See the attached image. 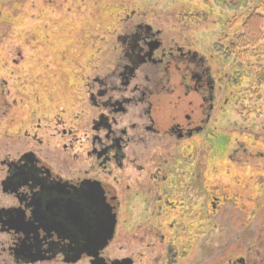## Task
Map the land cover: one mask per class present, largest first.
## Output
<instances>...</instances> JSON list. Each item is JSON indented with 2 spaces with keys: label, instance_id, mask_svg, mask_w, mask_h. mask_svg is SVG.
<instances>
[{
  "label": "flooded vegetation",
  "instance_id": "flooded-vegetation-1",
  "mask_svg": "<svg viewBox=\"0 0 264 264\" xmlns=\"http://www.w3.org/2000/svg\"><path fill=\"white\" fill-rule=\"evenodd\" d=\"M100 3L51 53L0 10V264H264V135L218 129L264 87V35L207 48L186 15Z\"/></svg>",
  "mask_w": 264,
  "mask_h": 264
},
{
  "label": "rangeland",
  "instance_id": "rangeland-1",
  "mask_svg": "<svg viewBox=\"0 0 264 264\" xmlns=\"http://www.w3.org/2000/svg\"><path fill=\"white\" fill-rule=\"evenodd\" d=\"M0 0V10L5 11V14L10 18V36L13 42L21 39L24 36L33 35L37 41L46 42L51 49V53L59 45H61L63 38L68 34L67 31L74 28L79 29V25H70L67 28L66 21H77L76 15H68L64 10L69 4L86 6L89 5L90 0ZM123 6L128 5L130 8L135 9L138 13H145L154 15L156 17L167 18V20L183 19L182 15L188 16L191 20V28L189 36L193 42L202 47H209L212 42H215L220 37H225L233 33L232 22L234 20H245L256 11L258 16L263 18L264 23V0H257L255 4H246L244 7L241 5L220 6L219 2L205 3V0H118ZM113 0H102L101 6H110ZM118 3V4H119ZM257 3H260L261 8ZM9 4L8 10L6 8ZM99 4V3H98ZM62 5V6H61ZM60 7V8H59ZM56 9V13L54 10ZM84 9V7L82 8ZM7 10V11H6ZM58 10V11H57ZM67 11V10H66ZM117 10H110L102 15V20H113L117 14ZM65 17H64V16ZM182 17H181V16ZM80 16V15H79ZM68 17V18H67ZM89 18V16H88ZM80 19V17H78ZM40 22V26H39ZM231 22V24H230ZM57 23V24H56ZM61 27V28H60ZM64 27V28H62ZM66 27V28H65ZM61 29L63 32H60ZM5 48L0 45V50ZM253 58L251 62H253ZM15 76V75H14ZM16 76L25 78L23 73H18ZM3 78L5 79L4 75ZM28 78V77H27ZM253 86V85H252ZM254 90V88H253ZM249 93V97L245 99V103L241 100L237 105L235 98L229 99L225 111L219 115L218 129L226 131L227 134H232V140H240L248 143L252 141V136H256L255 141H261L260 138L264 135V87L259 90ZM20 101L19 95L14 94L11 100ZM1 100V98H0ZM10 100V101H11ZM247 100L249 102H247ZM245 107V108H244ZM14 118L16 121L20 117V109L18 105L14 108ZM0 125H3V120H0ZM3 131V130H2ZM0 131V135L1 132ZM250 134L248 136L244 134ZM253 136V137H254ZM3 141H0L2 144ZM249 147V146H246ZM258 159V158H257ZM211 160H209V163ZM219 227V225H218ZM219 228H224L220 225Z\"/></svg>",
  "mask_w": 264,
  "mask_h": 264
},
{
  "label": "trees",
  "instance_id": "trees-1",
  "mask_svg": "<svg viewBox=\"0 0 264 264\" xmlns=\"http://www.w3.org/2000/svg\"><path fill=\"white\" fill-rule=\"evenodd\" d=\"M219 2L218 5L220 6H229L232 5H243L244 7L246 4H255L257 0H205V3L209 4V2ZM257 5L260 6V3H257ZM235 22H232L233 28V34L235 39L237 40V44L240 45V48H244L249 46L251 49V55L256 56L258 54L259 49H255L259 43L263 39L264 35V23L263 18L261 16H258L256 14V11H254L252 14L249 15V17L245 20H234ZM231 24V22H230ZM232 48L235 49V45H232ZM243 55V54H242ZM242 57V56H241Z\"/></svg>",
  "mask_w": 264,
  "mask_h": 264
}]
</instances>
